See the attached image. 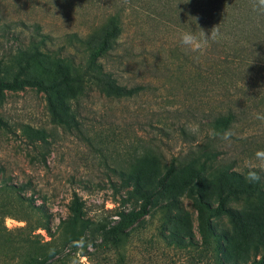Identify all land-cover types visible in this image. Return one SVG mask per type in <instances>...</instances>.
Returning <instances> with one entry per match:
<instances>
[{
	"label": "rangeland",
	"instance_id": "obj_1",
	"mask_svg": "<svg viewBox=\"0 0 264 264\" xmlns=\"http://www.w3.org/2000/svg\"><path fill=\"white\" fill-rule=\"evenodd\" d=\"M161 13L134 0H0L2 79L21 75L47 84L58 81L65 69L51 61L28 63L26 57L19 61L18 50L31 38H40L38 33L50 36V47L61 50L66 36H85L94 28L108 27L107 20L115 16L123 28L120 55L107 60V68L122 84L143 86L132 98L98 92L82 97L77 86L63 89L60 100L79 98V102L71 99L80 114L71 126L54 120L44 93L32 89L0 93V181L30 182L33 189L26 195L54 215L53 231L69 216L75 194L85 202L90 218L114 221L115 208H122L125 193H116L112 187L113 182L121 183L119 172L141 169L156 184L160 178L156 157L163 167L175 158L198 156L213 148L219 156L217 164L239 172L260 168L255 154L264 151V119L257 117H264V109L243 116L227 139L225 134L212 135L207 126L219 112H227L234 100L244 99L242 89L226 86L213 73L210 53L223 57L221 46L212 44L197 57L179 43L180 33L190 27L196 31L198 24L209 35L212 27L200 17L195 24L191 14V19L183 20ZM218 59L214 62L219 63ZM74 124L77 127L72 128ZM36 130L44 134H35ZM176 185L177 189L154 202L150 215L134 231L130 264H218L217 254L202 245L198 230L207 216L199 214L179 182ZM207 198L217 205L216 195L209 193ZM172 199L181 202V209L172 208L163 217L161 206ZM37 217L31 216L32 222ZM240 218L241 229L224 218L233 236L222 254L225 264H251L262 254L255 257V245L264 235V206L243 211ZM4 224L14 231L27 223L11 216ZM173 232L180 237L172 238ZM37 233L50 240L44 230ZM190 238L197 245H189ZM174 239L186 246L180 248ZM4 260L0 250V264ZM80 264L89 262L81 258Z\"/></svg>",
	"mask_w": 264,
	"mask_h": 264
},
{
	"label": "trees",
	"instance_id": "obj_2",
	"mask_svg": "<svg viewBox=\"0 0 264 264\" xmlns=\"http://www.w3.org/2000/svg\"><path fill=\"white\" fill-rule=\"evenodd\" d=\"M144 2L150 9L157 7L160 16L190 18L200 17L209 27L219 26L226 39L213 43L221 46L219 52L210 53L215 73L226 86L239 87L244 99L233 101L227 112H219L207 124L215 134H226L243 116L264 109V15L252 11L251 0H134ZM159 15V14H158ZM191 19V18H190ZM108 27L94 28L85 36L73 34L66 36L61 50L51 48L50 36L38 33L31 38L25 48H20L16 59L27 58L28 63L42 61L54 62L56 67L65 69L58 81L50 84L34 78H21L16 75L12 80L0 77V93L18 92L27 89L44 93L48 97L50 112L54 120L71 126L80 114L72 100L79 102L73 95L68 100H60V92L77 86L79 96L98 92L107 97L132 98L138 95L143 86L122 84L114 72L107 68V60H114L119 54V39L123 34L121 22L115 16L107 20ZM121 24V25H120ZM131 51V50H129ZM220 60L219 63L214 62ZM228 84V85H227ZM56 95V99L53 98ZM72 99V100H71ZM240 107L241 111H238ZM3 123L0 118V124ZM75 124L72 128H75ZM35 134H44L36 130ZM41 149H46L43 146ZM45 152L41 155L45 157ZM218 153L207 148L200 155L175 158L169 166L161 165L157 157L159 180H154L141 169L119 172L121 183H112L116 193L125 191L121 207L115 208L112 222L106 218L92 219L88 216L85 202L75 194L70 206V214L61 219L53 231L54 215L45 206L37 204L31 191L30 182L13 184L0 181V250L5 256L4 264H80L86 258L89 264H130L129 247L134 231L150 215L156 200L177 189L176 182L182 186L185 197L192 200L199 214L207 216L198 225L202 245L217 254L218 264H225L222 254L227 252V244L232 240L229 227L224 218L239 226L243 211H252L256 205L264 206V171L259 172V183L245 180L250 169L244 172L233 170L227 164H217ZM160 163V164H159ZM209 193L217 197L215 206L208 200ZM132 206V207H131ZM131 207V208H130ZM172 208L181 209V202L172 199L161 206L163 217ZM27 213L28 216H23ZM38 217L32 222L31 216ZM16 217L26 222L25 227L9 231L4 222L7 217ZM252 222L249 221V226ZM246 225V224H245ZM44 230L50 240L37 233ZM172 238L180 236L173 232ZM83 238V246L75 242ZM180 248L184 243L173 240ZM189 245L194 244L192 238ZM255 257L251 264H264V235H260L255 245ZM50 250H54L52 254Z\"/></svg>",
	"mask_w": 264,
	"mask_h": 264
},
{
	"label": "clouds",
	"instance_id": "obj_3",
	"mask_svg": "<svg viewBox=\"0 0 264 264\" xmlns=\"http://www.w3.org/2000/svg\"><path fill=\"white\" fill-rule=\"evenodd\" d=\"M189 0H186L185 3H188ZM127 3V0H125ZM252 11L264 15V0H251ZM195 24L197 23L198 18L192 17ZM196 31H193L190 27L189 30L182 31L179 36V43L188 53L196 54L197 57L203 56L206 54L208 49L211 47L213 43H218L226 37L221 33L219 26H214L211 31L210 35L205 32L198 24H197ZM260 119H264V117H257ZM212 135H216L212 133ZM224 138H228V134L224 135ZM256 160L259 162L260 171H264V151H258L255 154ZM262 177L259 172L255 169H250L245 176V180L249 183H259ZM77 246H83L85 241L83 238L75 242ZM54 250H50L49 254H52ZM73 264H76V261H73Z\"/></svg>",
	"mask_w": 264,
	"mask_h": 264
}]
</instances>
